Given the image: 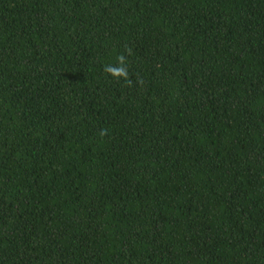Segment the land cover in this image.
I'll return each mask as SVG.
<instances>
[{"label":"trees","instance_id":"16d2710c","mask_svg":"<svg viewBox=\"0 0 264 264\" xmlns=\"http://www.w3.org/2000/svg\"><path fill=\"white\" fill-rule=\"evenodd\" d=\"M0 264H264V0H0Z\"/></svg>","mask_w":264,"mask_h":264}]
</instances>
